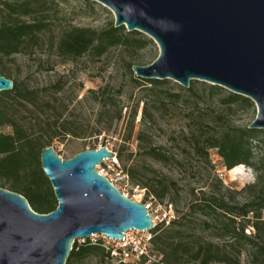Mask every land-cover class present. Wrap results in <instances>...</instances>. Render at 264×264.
Returning <instances> with one entry per match:
<instances>
[{
	"label": "rangeland",
	"instance_id": "obj_1",
	"mask_svg": "<svg viewBox=\"0 0 264 264\" xmlns=\"http://www.w3.org/2000/svg\"><path fill=\"white\" fill-rule=\"evenodd\" d=\"M31 7L29 16L22 19L44 22L46 27L40 35L39 44L25 54L3 58L5 69L14 81L36 91L39 101L57 99L56 107H67L64 117L74 122V130L80 136L68 135L53 140L49 147L61 159L69 160L80 152L90 150L93 144L96 149L106 146L115 154L113 159L97 165L96 171L126 198L149 206L148 213L159 228L155 234L151 233L152 238L161 235L160 241L166 243L173 235V231L166 230L168 223L179 213L187 211V205L192 199L191 192L205 190L207 185L214 182V176L221 180L224 187L236 191V199L249 195L244 188L255 181L252 168L239 165V171L233 172L234 168L227 171L216 150L209 151L210 164H207L200 155L187 149L186 139L187 131L204 120L214 121L216 126L246 127L255 119L256 108L250 110L233 106L228 109L222 101L229 91L224 89L225 92L211 96L206 89L209 84L195 80L190 81L193 88L191 96L185 91L187 89L175 81L163 80L166 83L156 92L161 97L178 95V98H154L145 89L150 86L136 82V79L141 78L128 70V65H150L159 55L156 44L140 32L152 43L138 51L110 48L100 58L85 54L78 59H63L58 56L56 45L65 31L72 28L101 31L114 25V15L93 0H40L32 3ZM4 21L3 13L0 15V24ZM104 87H107V94L115 98V109L122 108V119L114 123L109 131L95 135L97 129L108 125L107 117H97L100 107L91 91ZM21 111L37 110L29 107ZM134 111L136 116L132 126L129 115ZM217 115L222 116L220 119L223 122L216 118ZM21 117L30 119L28 114H22ZM142 119L146 127L139 141L137 136ZM96 122L100 124L96 126ZM0 133L10 134L11 128L2 126ZM150 148L164 155L167 161L149 156ZM117 154L121 161L117 160ZM259 160H264V134L259 137V142L253 144V164L256 165ZM142 184L149 185V188H141ZM187 217L185 221H188V227L203 240L208 239L207 232L201 233L198 213ZM250 231L247 229L245 233ZM187 237L186 234L179 238L187 242ZM89 241L102 243L103 240L98 237ZM161 244L159 246H163ZM149 249L151 262L159 261L160 254L152 245ZM75 264H99V257L89 255Z\"/></svg>",
	"mask_w": 264,
	"mask_h": 264
},
{
	"label": "trees",
	"instance_id": "obj_2",
	"mask_svg": "<svg viewBox=\"0 0 264 264\" xmlns=\"http://www.w3.org/2000/svg\"><path fill=\"white\" fill-rule=\"evenodd\" d=\"M39 1L0 0V15L4 13L5 18L0 24V76L13 82L10 91L0 92V127L6 125L11 128L10 134L0 133V188L21 195L35 213L48 214L55 210L57 201L42 172L39 155L57 138L80 135L74 130V122L64 117L66 106L63 109L62 105L56 107L57 99L39 101L37 92L14 81L2 63L3 58L25 54L38 46L46 25L41 20L26 21L22 18L28 17L32 3ZM148 43L152 41L137 31L126 32L124 26L116 28L112 24L101 31L81 28L65 31L57 41L56 50L58 56L67 60L78 59L85 54L100 58L110 48L134 52L143 49ZM133 66L128 65L130 73ZM135 81L149 85L145 89L156 99L178 98V95L167 94L164 95L168 98L161 97L156 92L166 81ZM206 89L211 96L225 92L221 87L213 85H207ZM106 91L107 87L91 91L100 107L97 117H107L108 125L97 129L95 135L109 131L114 123L122 119V108L115 109V98ZM185 91L190 96L193 94L191 86ZM226 94L222 101L226 108L241 106L255 110L250 99L231 92ZM29 107L37 111H21ZM22 114L30 115V119H23ZM135 116V111L129 115L132 126ZM220 117L217 115L216 118L223 122ZM96 124L98 126L100 123ZM145 127V120L142 119L137 136L139 141L142 140ZM248 127L216 126L214 121L204 120L187 131V149L200 155L207 164H210L209 151L216 150L227 171L234 168L232 171L237 172L240 170L237 166H248L254 172L255 181L244 188L249 195L243 199H236V191L224 187L217 176H214L215 184L207 185L205 190L198 193L192 191L187 211L179 213L168 223L166 230L173 231L172 237L166 243L160 241L161 235L151 239V245L161 259L150 264H264V160L253 164V144L259 142L264 131ZM95 149V145H91L90 150ZM148 154L160 161H167L164 155H159L152 148ZM117 160L121 161L118 154ZM141 188H149V185L142 184ZM196 213L200 217L201 233L209 234L206 240L186 224V217ZM158 229L155 226L151 233L155 234ZM247 229L251 230L248 234L245 233ZM186 234L187 242H184L179 237ZM159 243L163 246H159ZM89 255L98 256L99 264H111L110 251L100 241L92 243L89 239L82 244L74 241L65 264H75ZM141 264H145L144 259Z\"/></svg>",
	"mask_w": 264,
	"mask_h": 264
},
{
	"label": "water",
	"instance_id": "obj_3",
	"mask_svg": "<svg viewBox=\"0 0 264 264\" xmlns=\"http://www.w3.org/2000/svg\"><path fill=\"white\" fill-rule=\"evenodd\" d=\"M114 15V27L148 36L158 57L135 65L144 80H173L188 89L201 81L250 99L264 130V0H93ZM11 80L0 76V92ZM115 157L105 147L61 159L51 147L40 165L57 206L35 213L21 195L0 188V264H65L74 241L92 236L120 240L150 231L143 204L124 197L96 166Z\"/></svg>",
	"mask_w": 264,
	"mask_h": 264
},
{
	"label": "built area",
	"instance_id": "obj_4",
	"mask_svg": "<svg viewBox=\"0 0 264 264\" xmlns=\"http://www.w3.org/2000/svg\"><path fill=\"white\" fill-rule=\"evenodd\" d=\"M104 147L109 150L108 147ZM144 206L148 211L149 206ZM152 222L153 226L155 227V222L153 220ZM98 237L103 240V246L110 251L111 262L114 261V264H138V262H141L143 259L145 260V264L151 263L149 249L152 239L151 230L145 232L129 231L124 234V237L121 239V241L105 238L104 236H92L88 239L91 240L92 238ZM85 240L87 239H78L77 242L84 243Z\"/></svg>",
	"mask_w": 264,
	"mask_h": 264
}]
</instances>
